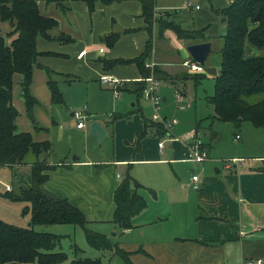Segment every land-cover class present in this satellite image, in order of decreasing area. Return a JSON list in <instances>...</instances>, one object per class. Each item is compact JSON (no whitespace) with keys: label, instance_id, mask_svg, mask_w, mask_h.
Listing matches in <instances>:
<instances>
[{"label":"crops","instance_id":"obj_1","mask_svg":"<svg viewBox=\"0 0 264 264\" xmlns=\"http://www.w3.org/2000/svg\"><path fill=\"white\" fill-rule=\"evenodd\" d=\"M231 1L156 0L154 14L158 16V14L167 13L169 19L182 28L203 29L205 41L211 43V52L207 57V63L208 58L219 47L221 37L225 33V23L215 9L227 6ZM188 2H192V5L187 6ZM38 6L42 14L57 19L58 27L52 31V34L63 33L72 38L69 42L58 43L56 48L64 52L57 50L55 52L57 55L68 57L65 62H72V68L68 69L60 65L55 67L42 65L38 62V58V65L35 67L43 69L48 67L53 71L57 69L60 70L57 73L64 76H73L75 80L79 76L73 73L82 74L83 76H81L88 81L94 78L98 79L102 74H109L120 80L117 85L119 94L129 92L136 96L131 82L143 81L136 64H119L105 69L99 59H132L140 55L149 40L151 41V48L145 61L155 62L154 68L158 75V78H155L159 80V84L170 83L184 95L183 81L187 77H183V81L180 80L179 83L173 84V81L169 82L163 79V73H168L172 77L184 70L187 74L191 73L192 76L198 73L184 67L177 68L174 65L181 64L183 60L191 58L185 49V46L190 43L179 39L171 29H165L159 34L156 23H154L149 33L145 29L146 22L141 16V5L138 0H125L112 4H103L99 1L95 6L102 10V14L105 15V18L101 21L96 15H92L93 13L89 12L86 5L81 1L65 0V6L68 8L64 11L67 14L64 19H61L57 5H54V3H45L43 0H38ZM91 18L95 23L93 31L86 26ZM66 19L71 23L67 25ZM80 22L85 23V25L81 26ZM11 29L7 22L0 20V33H9ZM91 32L92 37L89 38ZM110 32H119L120 38L112 47L105 43L109 47L105 49L98 41L103 35ZM44 40L52 44V40ZM100 47H103L101 52L99 51ZM82 50L87 52L84 57L78 59L76 56ZM39 51L47 52L41 56H49L53 52L50 48ZM99 53H104L105 56H98L94 61ZM203 67L204 72L205 66ZM86 70L88 74H86ZM209 71L211 74L217 75L220 67L219 69L210 68ZM20 76V74L13 76L17 83L20 81ZM75 80L70 82L65 80V82L71 84ZM144 85L146 86L147 83L145 82ZM34 87H37L36 80H34L31 88L38 99L40 95ZM14 94L21 96V92L18 89L13 90V104ZM17 101L21 102L18 99ZM40 103L41 105L36 109H45L41 101ZM49 104L54 105L50 100V92ZM63 104H66L65 97ZM80 110L84 111V109ZM112 113L116 114L117 112ZM73 114L74 111L70 112V115L74 117ZM130 120L132 121L124 122L122 118L112 119V122L115 121L111 134L116 139V154L111 163L118 166L126 162L129 165L132 161L161 160L159 156H153L154 154L162 155L164 152V149L162 152L160 150L159 141H154L155 148H151L149 146L150 141L142 138L137 148L138 152H136L137 137L143 131L144 120L138 116H133ZM36 121L39 123L38 119ZM84 127L77 128L80 130ZM105 127L104 130L107 133L111 127ZM193 130L198 132V129ZM39 131L48 132V128H39ZM148 135L154 136V134ZM33 136L36 140L48 139L39 133L33 134ZM51 142L53 152L46 157V160L48 164L56 167L48 172V180L41 186V189L53 197L67 198L84 212L88 223L95 221L113 222V192L123 179L122 175L117 172L115 177L114 175L106 177V171L103 170L105 164L95 162L91 158L85 157V155H80V157L73 155L70 158V150L63 154V158L55 159V141ZM202 143L208 154L206 160H209L211 158L209 144L205 141H202ZM186 146L184 159H186ZM174 147L171 146V149L166 150L167 155L168 151L170 152L169 159H172L175 155ZM179 152L181 153V150ZM243 153L246 152H240L238 147L235 148V151L229 157L238 159V162L236 164L231 163L230 167L223 164L225 169L223 176L204 174L198 176L201 189L196 190V193H194L195 189L192 187L190 178L188 185L192 188L194 197H189L190 193L186 190L162 186L161 192L156 194L160 196V194H163L162 191H165V193L170 192L174 199L160 200L155 193L152 194L149 188L142 184L148 191L139 193L146 199L147 206L140 213L133 216V226L131 228L122 229V233H125L126 236L117 243L111 242L129 251L130 259L134 264H249L248 260L257 258L262 259L260 264H264V154H250L247 156ZM179 154L176 153V159L180 157ZM150 157L156 159L151 160ZM242 161L243 163H241ZM13 168L18 170L19 168L21 170L26 168L25 171H30V164L16 165ZM217 172H221L220 168L217 169ZM8 183L3 182V185H6L5 191H10L7 187L15 189L13 185ZM178 190H182L183 194L174 196ZM2 193L0 191V201H9ZM97 211H101L99 216L95 215ZM29 219L30 217L27 218L28 221H30ZM100 233L104 234V232ZM34 263L12 261L4 264Z\"/></svg>","mask_w":264,"mask_h":264},{"label":"trees","instance_id":"obj_2","mask_svg":"<svg viewBox=\"0 0 264 264\" xmlns=\"http://www.w3.org/2000/svg\"><path fill=\"white\" fill-rule=\"evenodd\" d=\"M45 3L59 5L67 10L65 0H43ZM83 2L89 12H93L98 0H73ZM103 4L119 3L125 0H100ZM141 5V16L146 22L145 29L150 33L154 23V8L156 0H138ZM225 23V33L221 37L219 47L214 51L220 56L219 73L214 77L213 94L206 96V101L213 107V118L222 122H231L239 127L242 122H249L255 128L264 127V53L247 55L245 46L264 49V0H232L227 6L215 9ZM0 20L11 26L6 42L5 35L0 33V166L14 167L30 164V171L25 183L18 188L5 191L3 196L11 201H25L29 207L23 212H30V226L21 227L0 219V264L7 262L37 264H62L67 260L64 251H54L60 243L61 235L48 231H36L35 225H50L53 223L73 224L80 226L85 233L87 243L98 250H110L120 257L124 264H134L130 252L113 244L108 237L87 227L88 220L84 212L73 205L65 197H53L45 193L41 186L48 180V172L55 165L48 164L45 157L53 152L50 140H36L29 131L17 129L18 111L12 103L13 76L20 74V92L24 102L25 112L34 124L39 127L34 116V109L41 105L31 91L33 68L38 65L37 58L44 54L37 48V38L69 42L68 35L52 31L58 27V21L52 16L42 14L38 0H0ZM159 34L165 29H171L177 37L190 43L202 42L206 38L203 29H184L180 25L158 20ZM120 38L119 32H110L101 39L112 47ZM151 41H147L144 50L132 59H99L105 69L119 64L135 63L142 77L148 75L144 67L145 59L150 50ZM47 53V52H46ZM45 53V54H46ZM47 75V87L52 104H63L64 97L59 89L58 81L51 79L53 71L44 67ZM203 73L194 74L199 82ZM67 81L75 80L67 76ZM144 81H133V92L137 98L144 89ZM259 96L250 102L249 98ZM115 114L114 118L123 117ZM163 124L153 120H144V127L137 137L136 149L140 140L148 135H165ZM213 135H216L214 132ZM31 154V157H27ZM16 174H14V177ZM144 187L128 172L116 186L113 192L114 209L113 222L121 229L133 226L132 218L140 213L147 201L138 191ZM149 191L154 194L152 189ZM75 249H78L75 246ZM67 264H103L96 258H73Z\"/></svg>","mask_w":264,"mask_h":264},{"label":"rangeland","instance_id":"obj_3","mask_svg":"<svg viewBox=\"0 0 264 264\" xmlns=\"http://www.w3.org/2000/svg\"><path fill=\"white\" fill-rule=\"evenodd\" d=\"M99 1L100 0H98L95 5H97ZM188 3H191L190 6L192 5V2ZM188 3L187 6H189ZM56 7L61 19H64L67 14L62 11L59 5ZM92 13V15H96L100 21L105 18V15L102 14V10L96 8V6L94 7ZM153 16L155 20L154 23L156 24V21L160 19L173 22V20L169 19L167 13H161L158 14V16L153 14ZM66 22L67 25L71 23V21L68 19H66ZM80 25L84 26L85 23L80 22ZM94 25L95 23L91 18L88 25L86 26L93 31L95 28ZM3 35H5L6 42L9 43L12 36L7 37V33ZM53 35L56 34L53 33ZM57 35H59V33ZM90 37H92V32L89 35V38ZM37 41V48L39 50L50 48V50L54 52H52L49 56L40 55L38 57V62H40L42 65H50V67L60 65L65 66L68 69L72 68V62H65L68 60V57L55 54L57 51L64 52L56 48L58 43L64 42H59V40L55 39L52 40V44H50L45 42L44 38L41 36L37 38ZM98 42L105 49L109 48L101 38ZM245 52L247 55H260L264 53V49L259 50L246 45ZM98 56L103 57L105 54L99 53V55H96L94 61H96ZM219 60L220 56L218 53H213V55L208 58V62L203 65L205 66L204 72H200L203 73V76L198 79L199 82L194 80L193 76L190 75L191 73L187 74L186 70L180 72L174 77L170 76L168 73H163V79L169 82L173 81V84L179 83L180 80L183 81V77H187L183 81L185 94H182V100L178 101L176 99V92L178 90L177 88H175L170 83L159 84L156 88V94L160 97V101L157 105H154L150 99L146 98L142 94V92L139 98H136L134 94L129 92H121L118 96L115 94L113 86L101 83L99 81V77L98 79L94 78L88 81L85 77H82V74L81 76L78 73H73L79 77L71 84H67L68 82H65L67 77L57 73L60 70L56 69V72L52 70L53 73L51 74V79L58 81L59 89L65 97L66 104H54L51 106L49 104V92L46 86L45 70L43 68L34 67L31 87H33L34 80H36L37 87L34 88L40 95L38 99L42 102V105L45 108H35L34 116L39 121V123L37 122V125L39 127H47L48 132H40L39 129L34 127V124H32L25 112L24 102L22 98H20L21 96L14 94L13 105L20 114L17 117V129L20 131L24 129L23 131H29L32 135L39 133L42 134L44 138L55 141V159L63 158V154H66V152L70 150V158H72L73 155L78 157H80V155H85V157L91 158L95 162L105 164L103 170L106 171V177H110V175H114L115 177L117 172L120 173L122 177H124L128 172L138 182L149 189H152V191L160 200H166V198H168V200L174 199L170 192L165 193V191H162L163 194H160V196L156 194L157 192H161L162 186H170L171 188H179L184 191L186 190V192L190 193L189 197H194L192 193L193 191L191 190L192 188L188 185V180L191 178V176L194 174L198 176H201L202 174L208 176H223V172L225 171L223 164L232 158L229 157V155L233 154V151H235L236 147H238L240 152H246L243 154L247 156L250 154H264V128H255L249 122L245 121L242 122L239 127H236L231 122H222L212 117L213 107L206 101V96L213 94L214 77L216 75L211 74L209 70L210 68L214 67L215 69H219ZM182 62L181 64L179 63L174 65L177 68L184 67L188 69L182 64ZM172 67L173 66L171 65V68ZM85 72L88 74L87 70ZM149 74L158 78L155 68H153L151 71L148 70V75ZM14 81L13 90L16 91L18 89L20 91L19 83H17L16 79ZM143 81L147 83V81L144 79ZM258 97L259 96H252L249 98V101L252 102ZM17 99L21 100V102H18ZM132 103H134V105H132ZM179 105H183L184 108H180ZM80 109H84L83 113L86 111L88 114H86L87 118L85 117L84 119L85 127L78 130L76 127L77 120L75 117L70 115V112L78 111ZM115 111L117 112L116 114L120 113L124 115L123 117H118L122 118L124 122L132 121L130 119L133 116L141 117L142 120H152L153 114L157 115L160 119L165 118L167 120H176V122L169 126L168 129L163 127L165 130V135H146L143 137L145 140L150 141L149 146L151 148H155L154 141H162L164 143L165 148L162 155L152 154L153 156H159L161 160L132 161L130 162L132 165H128L126 162L125 164L118 166H114L111 163L116 154V139L115 136L111 134V129L113 126H115V121L112 122V119H115V114L112 112ZM94 121L100 123L104 127L106 126L105 128L111 127L107 133L105 132V136L100 141L98 140L96 134H90V124ZM193 129H198L200 140L209 144L211 157L209 160L197 162L191 159L189 160L187 156L186 159L183 158L185 145L190 142V139L188 138V132ZM214 132L216 135H213ZM236 135H238V138H236ZM33 138L35 139L34 136ZM171 146H175L174 159H169L166 153V150L171 149ZM179 150H181V153ZM136 152H138V149ZM176 153H180V157H177L178 159L175 158ZM27 157H31V154H28ZM215 157L216 159H214ZM150 159L155 160L156 158L150 157ZM241 163H243V161ZM218 168H220L221 172L216 171ZM25 169L21 170L19 168L18 170L13 167L1 165L0 191L3 193L5 191L6 185H3V182H9L8 184L13 185L14 188H18V186L25 183L26 177L29 173V171H25ZM14 174H16L17 177H14ZM11 188L8 189L11 190ZM182 190H178L174 196L183 194ZM143 191L148 190L147 188L145 189L142 187L138 192L141 193ZM194 191V193H196V190ZM28 207L29 203L25 201H0V219L17 226L29 227L30 221H28L27 218L30 217V212H23L24 209ZM100 213L101 211H97L95 212V215L99 216ZM87 227L93 231L104 232L108 239L114 243L121 241L123 237L126 236L125 233H122V229L115 225L114 222H89L87 223ZM34 229L36 231L53 232L62 236L60 243L54 248V251L66 252L67 260L62 264H67V262L73 258L85 257H98L102 260L103 264H124L122 259L116 255H113L110 250H98L94 247H91L87 243L84 230L80 226L73 224L53 223L50 225H35ZM75 246H77L78 249H75Z\"/></svg>","mask_w":264,"mask_h":264},{"label":"built area","instance_id":"obj_4","mask_svg":"<svg viewBox=\"0 0 264 264\" xmlns=\"http://www.w3.org/2000/svg\"><path fill=\"white\" fill-rule=\"evenodd\" d=\"M191 3H188L190 6ZM99 51H103V47H100ZM86 50H82L77 54V58L81 59L82 57L85 56ZM182 64L186 66L189 70L195 71V72H202L204 67L203 65L199 64L198 62L194 61L192 58H187L185 59ZM144 66L148 68L150 71L154 68L155 62L154 61H146ZM145 81H147V85L144 87L142 94L150 99L154 105H157L160 101V97L156 94V88L159 85V81L153 77L152 75H148L147 77L143 78ZM99 81L104 84H109L113 86L114 92L116 95L119 94V91L117 89V85L120 83L119 79L115 78L112 75L109 74H102L99 76ZM176 99L178 101L182 100V94L180 91L177 90L176 92ZM180 108H184L183 105H179ZM74 117L78 120L77 121V127H83L84 126V119L86 115L83 113L82 110L74 111ZM153 121H157L163 124V126L168 129L169 126L175 123V119L172 120H167L165 118H159L157 115L153 114L152 117ZM188 138L190 139V142L186 146V156L187 158L193 161L197 162H202L208 158L207 151L203 148V143L200 140V135L198 134L197 131L191 130L188 132ZM236 138H238V135H236ZM161 152L164 149V143L162 141H159L158 143ZM238 159H229L227 162H225V166L229 167L231 163H237ZM191 181H192V187L195 190L201 189V185L199 183V177L198 175L194 174L191 176ZM10 188V187H8ZM262 262V259L257 258V259H250L248 260L249 264H260Z\"/></svg>","mask_w":264,"mask_h":264},{"label":"water","instance_id":"obj_5","mask_svg":"<svg viewBox=\"0 0 264 264\" xmlns=\"http://www.w3.org/2000/svg\"><path fill=\"white\" fill-rule=\"evenodd\" d=\"M185 49L194 61L205 65L207 57L211 52V43L209 41L190 43L185 46ZM90 134H96L100 141L105 136V130L100 123L94 121L90 124ZM168 155L170 156L169 151Z\"/></svg>","mask_w":264,"mask_h":264}]
</instances>
